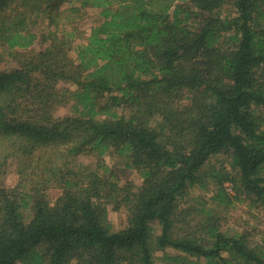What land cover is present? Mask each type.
I'll list each match as a JSON object with an SVG mask.
<instances>
[{
    "label": "trees",
    "instance_id": "trees-1",
    "mask_svg": "<svg viewBox=\"0 0 264 264\" xmlns=\"http://www.w3.org/2000/svg\"><path fill=\"white\" fill-rule=\"evenodd\" d=\"M6 57L0 264H264V0H0Z\"/></svg>",
    "mask_w": 264,
    "mask_h": 264
},
{
    "label": "rangeland",
    "instance_id": "rangeland-1",
    "mask_svg": "<svg viewBox=\"0 0 264 264\" xmlns=\"http://www.w3.org/2000/svg\"><path fill=\"white\" fill-rule=\"evenodd\" d=\"M64 3L65 0H62ZM99 20L98 11L95 9H90L88 14L84 17V19L81 22V27L85 30H89L92 25H95L97 21ZM38 44L35 45L36 48H38ZM13 62L10 60V58L6 57L4 58L3 62H0V68L11 66ZM64 84V83H60ZM66 85V84H65ZM65 113H71V109L68 105L60 106L56 109L55 114L56 115H62ZM91 159V158H90ZM106 159L109 161V159L106 156ZM87 161V160H86ZM111 161V160H110ZM131 177L133 179L134 185H139L141 182V178L138 176L136 172H132ZM17 179V175L14 170V165L11 163L6 169V172L3 175H0V185L4 187H11L15 185ZM224 186L226 190L233 194L234 191L231 189V184L229 182L224 183ZM209 188H211L209 191H203L199 189H194L191 192L190 199L188 200L187 205H193L198 206L200 205V202H198L200 199L198 198V201L193 200L192 197L195 196H204L207 199H209V195L213 191V186L209 185ZM58 194L57 188H51L49 190V197L51 200H54V198ZM210 201V199H209ZM219 215L221 216V223H222V229H227L229 231L232 230H239L247 229L251 230V227H255L260 230H264V209L262 207L258 206H251L248 204V202L243 201L239 202L236 199H232L231 204L229 206L221 205L219 207L215 208ZM124 213L122 211L119 212H111L110 215H108L110 222L112 223L114 229H118L121 226V223L124 219ZM159 230L155 229V233H158ZM260 235L256 236V239H259ZM165 251L169 254L176 253L172 248H165ZM157 260H159L160 253H156Z\"/></svg>",
    "mask_w": 264,
    "mask_h": 264
}]
</instances>
